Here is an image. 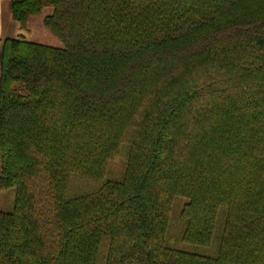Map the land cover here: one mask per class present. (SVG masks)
I'll list each match as a JSON object with an SVG mask.
<instances>
[{"label": "trees", "instance_id": "16d2710c", "mask_svg": "<svg viewBox=\"0 0 264 264\" xmlns=\"http://www.w3.org/2000/svg\"><path fill=\"white\" fill-rule=\"evenodd\" d=\"M47 7L62 46L0 39V264H264V0Z\"/></svg>", "mask_w": 264, "mask_h": 264}, {"label": "rangeland", "instance_id": "374dc122", "mask_svg": "<svg viewBox=\"0 0 264 264\" xmlns=\"http://www.w3.org/2000/svg\"><path fill=\"white\" fill-rule=\"evenodd\" d=\"M50 12L51 8L47 7L41 14L30 17L26 28L20 27V25L12 19V25L6 29L5 35H3L1 38L23 36L26 40L48 44L56 47L62 46L61 42L42 24L43 16L49 14ZM11 203L12 192L9 190L0 191V209L9 210L11 207ZM176 247L210 256L214 254L216 246H214L213 244L212 246L206 248L193 246L190 247L188 245H182V243H179L178 245H176Z\"/></svg>", "mask_w": 264, "mask_h": 264}, {"label": "crops", "instance_id": "0c3cea01", "mask_svg": "<svg viewBox=\"0 0 264 264\" xmlns=\"http://www.w3.org/2000/svg\"><path fill=\"white\" fill-rule=\"evenodd\" d=\"M8 1L9 0H0V39L5 35L6 29L12 25Z\"/></svg>", "mask_w": 264, "mask_h": 264}]
</instances>
